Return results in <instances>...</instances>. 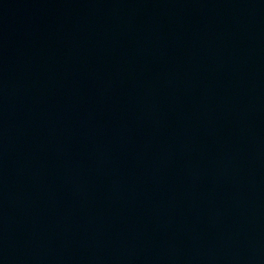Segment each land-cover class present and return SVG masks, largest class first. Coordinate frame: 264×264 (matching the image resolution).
Segmentation results:
<instances>
[{
	"label": "water",
	"instance_id": "95a60500",
	"mask_svg": "<svg viewBox=\"0 0 264 264\" xmlns=\"http://www.w3.org/2000/svg\"><path fill=\"white\" fill-rule=\"evenodd\" d=\"M0 264H264V0H0Z\"/></svg>",
	"mask_w": 264,
	"mask_h": 264
}]
</instances>
